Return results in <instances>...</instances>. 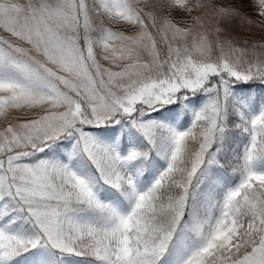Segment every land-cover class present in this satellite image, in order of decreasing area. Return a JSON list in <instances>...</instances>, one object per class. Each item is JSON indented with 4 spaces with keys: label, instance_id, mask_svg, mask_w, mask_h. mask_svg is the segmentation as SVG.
Listing matches in <instances>:
<instances>
[{
    "label": "snow or ice",
    "instance_id": "snow-or-ice-1",
    "mask_svg": "<svg viewBox=\"0 0 264 264\" xmlns=\"http://www.w3.org/2000/svg\"><path fill=\"white\" fill-rule=\"evenodd\" d=\"M0 264H264V0H0Z\"/></svg>",
    "mask_w": 264,
    "mask_h": 264
}]
</instances>
